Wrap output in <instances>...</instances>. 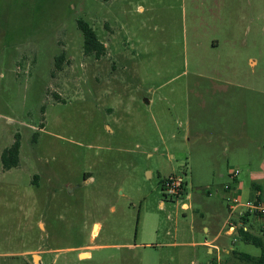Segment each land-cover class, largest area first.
Instances as JSON below:
<instances>
[{"label":"rangeland","instance_id":"1","mask_svg":"<svg viewBox=\"0 0 264 264\" xmlns=\"http://www.w3.org/2000/svg\"><path fill=\"white\" fill-rule=\"evenodd\" d=\"M229 185L264 202V0H0V264H248L202 244Z\"/></svg>","mask_w":264,"mask_h":264},{"label":"trees","instance_id":"2","mask_svg":"<svg viewBox=\"0 0 264 264\" xmlns=\"http://www.w3.org/2000/svg\"><path fill=\"white\" fill-rule=\"evenodd\" d=\"M77 25L79 29L82 31L83 36H84L85 52L94 53L96 56L102 55L104 51L106 50V45L99 40L95 29L84 19H79L77 21ZM61 59H62V55L56 57V64L58 66H59ZM20 146H21V142L19 139V135H17L13 144L3 150L2 155H1V160L3 163V168L5 170H9L13 167L18 166L20 162ZM166 179L163 181V184H162L163 191H164V183ZM255 187L256 188L258 187L259 189V186H255ZM257 198L261 199L259 198V196ZM256 214H263V213H256ZM239 239H241L244 242L255 244L257 247L260 248L261 253L259 256H253L248 253L234 251L236 256L246 261L248 264H264V242L262 238L248 230H245L244 227L241 226L239 228Z\"/></svg>","mask_w":264,"mask_h":264},{"label":"crops","instance_id":"3","mask_svg":"<svg viewBox=\"0 0 264 264\" xmlns=\"http://www.w3.org/2000/svg\"><path fill=\"white\" fill-rule=\"evenodd\" d=\"M257 186V185H256ZM224 192L230 196L228 199V214L226 215V217L224 218L222 224H217V223H213L210 226H204L202 228V231L207 232V234L210 233H215L214 237L210 240L205 239V241H203V245L206 246L209 249V252H213L214 250L220 251V252H224L226 254H235V253H231V251L234 252V247H228L227 244H225L224 242L219 243V240L221 238V233L223 231H225V234L229 237L233 238V242H236L239 239V228L242 226L244 227L245 230H248L252 233H254L255 231V227L258 226L259 220L264 219V213L263 214H255V213H249V212H245L243 215L241 214V212L238 210L239 207H236L234 210H232V206H233V201L231 200L233 198V190H232V186H224ZM260 190V187L258 189L257 187V193L253 196V199H255L256 197L259 196V198H261V192L258 191ZM185 192V190H184ZM260 192V193H259ZM235 194V193H234ZM232 196V197H231ZM189 207V205H188ZM98 226V230L100 225L98 223H96L94 225ZM98 233L94 231V235H96ZM235 252H237L235 250ZM89 255L90 252H89Z\"/></svg>","mask_w":264,"mask_h":264},{"label":"built area","instance_id":"4","mask_svg":"<svg viewBox=\"0 0 264 264\" xmlns=\"http://www.w3.org/2000/svg\"><path fill=\"white\" fill-rule=\"evenodd\" d=\"M237 174H238V170L235 172V175ZM185 185H186V181L183 177L172 175L168 177L164 183V192L168 196L176 198L179 197L180 195H183ZM231 200L233 201L231 212L236 207H242L243 210L240 211L241 214L242 213L244 214L245 212L264 213V202L261 199L256 198L253 200H248L246 202H240L238 197H233ZM183 207L185 209L189 208L187 203H183Z\"/></svg>","mask_w":264,"mask_h":264},{"label":"bare ground","instance_id":"5","mask_svg":"<svg viewBox=\"0 0 264 264\" xmlns=\"http://www.w3.org/2000/svg\"><path fill=\"white\" fill-rule=\"evenodd\" d=\"M96 228H95V231H97L98 230V226H95ZM89 255V254H88ZM88 255H86V254H83L82 256H88Z\"/></svg>","mask_w":264,"mask_h":264}]
</instances>
